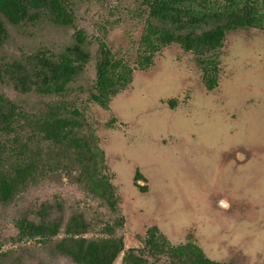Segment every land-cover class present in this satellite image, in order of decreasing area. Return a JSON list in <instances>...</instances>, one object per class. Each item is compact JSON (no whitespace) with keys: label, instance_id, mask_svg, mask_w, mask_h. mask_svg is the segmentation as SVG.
I'll return each mask as SVG.
<instances>
[{"label":"rangeland","instance_id":"obj_1","mask_svg":"<svg viewBox=\"0 0 264 264\" xmlns=\"http://www.w3.org/2000/svg\"><path fill=\"white\" fill-rule=\"evenodd\" d=\"M141 2L76 1V23L90 35L101 34L104 25L113 51L132 61L143 27ZM5 26L0 63L13 53L57 49L72 41V28L45 17ZM96 49L95 44L89 46L90 60L71 84L69 96L95 122L115 173L125 246L141 247L146 228L157 225L173 244L192 234L212 259L264 264V31L248 28L226 34L213 90L203 85L190 51L176 44L163 47L153 66L136 69L130 85L110 101L117 119L111 128L105 125L109 113L87 101ZM0 93L25 109L50 99L19 92L6 80H0ZM170 99L177 100L176 107L168 104ZM136 168L147 179L146 192L133 185ZM55 199L86 213L94 224L89 236L99 235L110 217L104 205L61 175H48L8 204L0 203V264H75L56 253L51 242L15 239L14 220L26 208ZM121 256L113 264H119ZM155 261L168 264L164 256Z\"/></svg>","mask_w":264,"mask_h":264},{"label":"trees","instance_id":"obj_2","mask_svg":"<svg viewBox=\"0 0 264 264\" xmlns=\"http://www.w3.org/2000/svg\"><path fill=\"white\" fill-rule=\"evenodd\" d=\"M76 1L100 0H0V50L7 35L5 23L21 26L45 17L73 29L72 41L60 48L13 53L0 63V80L19 92L50 97L25 109L0 93V203L8 204L28 186L59 174L104 205L110 217L99 235L89 236L94 224L83 210L56 199L42 201L14 220L15 239L51 242L56 253L75 264H113L120 254L119 264H157L162 256L168 264H236L208 257L192 234L173 244L157 225L146 228L141 247L125 246L119 232L125 218L115 173L107 164L95 122L69 90L85 70L92 44L97 46V57L87 101L109 113L105 122L109 128L117 121L110 108L112 98L130 85L136 69H150L165 46L176 44L190 51L203 85L213 90L218 86L226 34L248 28L264 31V0H142L143 27L132 61L113 51L104 25L99 35L78 27ZM168 104L174 108L177 100ZM146 180L136 168L133 185L146 192Z\"/></svg>","mask_w":264,"mask_h":264},{"label":"crops","instance_id":"obj_3","mask_svg":"<svg viewBox=\"0 0 264 264\" xmlns=\"http://www.w3.org/2000/svg\"><path fill=\"white\" fill-rule=\"evenodd\" d=\"M220 203H221V205H223V206H226L227 205V202L225 201V200H220Z\"/></svg>","mask_w":264,"mask_h":264}]
</instances>
